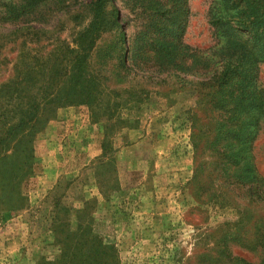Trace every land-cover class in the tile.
<instances>
[{
	"label": "rangeland",
	"instance_id": "1",
	"mask_svg": "<svg viewBox=\"0 0 264 264\" xmlns=\"http://www.w3.org/2000/svg\"><path fill=\"white\" fill-rule=\"evenodd\" d=\"M245 176L264 197V0H0V264L79 223L76 264H264Z\"/></svg>",
	"mask_w": 264,
	"mask_h": 264
},
{
	"label": "trees",
	"instance_id": "2",
	"mask_svg": "<svg viewBox=\"0 0 264 264\" xmlns=\"http://www.w3.org/2000/svg\"><path fill=\"white\" fill-rule=\"evenodd\" d=\"M76 94H77L76 89L73 87L72 88V98L73 99H70V100H76L79 102H83L84 99L86 98V96H84V95H76ZM85 100H88V98H86ZM13 112H15V113H13V114H8V113L7 114L6 113L1 114V117L3 119H5L6 121H9L10 119H16L17 120V123L15 125H11V127L8 128V135L6 137L10 138V139L19 138L20 142H23L26 139H28V140L33 139L34 138L33 131L35 128L33 126H30V124L33 121H36L37 119H39V113H37V111L35 113H32V112H27V111H23V110H16ZM234 116H235V114L230 115L229 117H227L225 119V122H228L229 124L232 123L234 121ZM232 125L234 126L233 123H232ZM3 128H5V127H3ZM234 150H235V146H233V145L232 146L227 145V147H225L223 150L225 153L230 154L228 158H225V159H227L226 163L229 165L237 163V158L240 159V161H243V156H239V154L235 153ZM25 156L27 157V155H25ZM249 166L250 165L248 164V167ZM261 180H264V178H261ZM244 181L248 182L249 184H252V187L250 190V195L257 196V198L263 197L261 195V193L258 194L259 190L262 188L260 183H258L257 181H252L247 176L244 177ZM64 229H65V225L63 224V226H61L59 229L57 228V230H55V234H58V233L62 234L63 233V234L70 235V237L72 235H74L76 237V240H75L74 245L68 239H66V240L63 239L61 241V244H62L60 247V248H62L61 255L55 261V264L60 263L62 259L69 260V263H67V264H76L75 259L78 257L79 254H82V252H80L81 248L83 247V243L81 242V239L83 240L85 235H88L86 232V225L79 223L76 232H73V233H69L67 230L65 231ZM224 249L225 250L223 252H225L226 255H230V256L232 255V253L229 252L227 245L224 247ZM86 250H91V249L89 248ZM75 251H78V252H75ZM93 251L97 252L98 249H94ZM70 252H72L73 254L70 255ZM239 261L243 262L242 259H239ZM80 264H99V263H97L95 260L90 259L89 261L86 260Z\"/></svg>",
	"mask_w": 264,
	"mask_h": 264
}]
</instances>
